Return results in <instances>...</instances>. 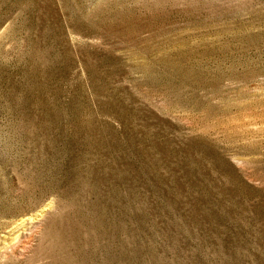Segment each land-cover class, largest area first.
<instances>
[{
    "label": "rangeland",
    "instance_id": "obj_1",
    "mask_svg": "<svg viewBox=\"0 0 264 264\" xmlns=\"http://www.w3.org/2000/svg\"><path fill=\"white\" fill-rule=\"evenodd\" d=\"M0 264H264V0H0Z\"/></svg>",
    "mask_w": 264,
    "mask_h": 264
}]
</instances>
